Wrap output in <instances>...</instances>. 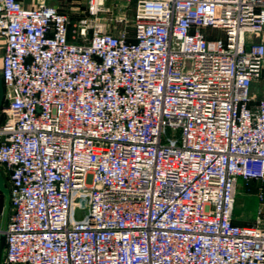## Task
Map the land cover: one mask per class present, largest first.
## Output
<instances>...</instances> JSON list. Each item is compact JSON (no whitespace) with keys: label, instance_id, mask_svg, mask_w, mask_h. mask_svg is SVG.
<instances>
[{"label":"built area","instance_id":"built-area-1","mask_svg":"<svg viewBox=\"0 0 264 264\" xmlns=\"http://www.w3.org/2000/svg\"><path fill=\"white\" fill-rule=\"evenodd\" d=\"M25 1L0 0L3 264H264L260 210L232 219L239 179L264 200V0H136L131 37Z\"/></svg>","mask_w":264,"mask_h":264},{"label":"rangeland","instance_id":"rangeland-1","mask_svg":"<svg viewBox=\"0 0 264 264\" xmlns=\"http://www.w3.org/2000/svg\"><path fill=\"white\" fill-rule=\"evenodd\" d=\"M28 1L30 2V0ZM45 3L56 6L61 12L68 14L74 20L80 18L91 20V23L100 28L103 33L113 35L126 33L129 37L132 36L136 0H101V6L95 14H90L88 0H45ZM3 44V41L0 40V69L4 52ZM263 86L264 84L261 81L253 88L257 100L264 99ZM7 121V113L1 110L0 125L6 124ZM259 210L261 212L260 219L264 225V200L260 203L255 194L251 193L241 195L234 201V216L247 220V223L255 221ZM82 217V212H75V219H82Z\"/></svg>","mask_w":264,"mask_h":264},{"label":"water","instance_id":"water-1","mask_svg":"<svg viewBox=\"0 0 264 264\" xmlns=\"http://www.w3.org/2000/svg\"><path fill=\"white\" fill-rule=\"evenodd\" d=\"M7 109V104L3 105V84L2 80L0 78V111ZM0 194L4 198L2 213H1V224H0V264H2L3 261V253H4V245H5V231L7 227L8 222V216H9V190L5 185L4 178L0 172ZM75 212H82V219H84L87 215V210H79L76 206L73 209V218ZM82 219H75L76 221L82 220Z\"/></svg>","mask_w":264,"mask_h":264},{"label":"crops","instance_id":"crops-1","mask_svg":"<svg viewBox=\"0 0 264 264\" xmlns=\"http://www.w3.org/2000/svg\"><path fill=\"white\" fill-rule=\"evenodd\" d=\"M25 5L29 6L28 0L25 1ZM0 40L3 41L2 39H0ZM3 48H4V44H3ZM261 185L262 184L260 182H257V181H251L248 183H244L242 180L239 179L237 181V184H236L235 200L237 199V197H239L241 195H246V194H251V193L255 194V196L258 198V194H259V190L261 188ZM232 219H233V223H235L237 225L251 224V223H247V220H245V219L238 218V217L234 216V213L232 214Z\"/></svg>","mask_w":264,"mask_h":264},{"label":"trees","instance_id":"trees-1","mask_svg":"<svg viewBox=\"0 0 264 264\" xmlns=\"http://www.w3.org/2000/svg\"><path fill=\"white\" fill-rule=\"evenodd\" d=\"M3 105H4V106L6 105V102H5V101H3ZM0 172H1V174H3L1 168H0ZM2 176H3L4 180H5V185H6V187L8 188V187H9V183H8V179H7V177L4 176V175H2ZM3 203H4V198H3V196L0 194V211H2Z\"/></svg>","mask_w":264,"mask_h":264}]
</instances>
